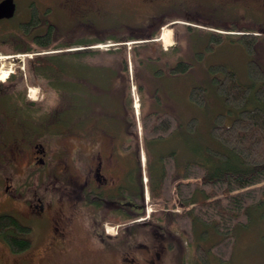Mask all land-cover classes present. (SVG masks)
I'll return each mask as SVG.
<instances>
[{
	"label": "trees",
	"instance_id": "trees-1",
	"mask_svg": "<svg viewBox=\"0 0 264 264\" xmlns=\"http://www.w3.org/2000/svg\"><path fill=\"white\" fill-rule=\"evenodd\" d=\"M93 12L73 14L72 20L60 24L50 19L52 9L46 10L42 19L34 10L29 21L18 23L16 30L0 36V50L3 52H35L26 61L27 78L31 84H36L37 79L42 80L41 85L48 94L46 101L52 104L50 107L59 110L54 116L66 118L69 125L75 124L80 109L87 111L96 104L104 111L111 108V99L120 100L119 105L125 100L136 138L129 62L132 82L142 96L149 86L148 72L155 70L178 75L191 69L194 62L187 56L195 37L197 41L206 35V50H213L228 41L239 45L247 55V80H240L230 64L212 62L207 65V85L197 84L189 91L190 99L198 104L207 101L209 86L221 99L224 110L212 117L209 134L223 146V150L206 146L207 150L197 152V159L185 160L181 165L174 150L162 154L151 151L148 147L150 139L169 137L183 127L173 110L157 106L159 88L151 92L153 106L143 101L139 117L151 198L160 200L163 208H174L178 202L188 207L180 214L166 212V209L156 211L152 213V219H159L165 228L178 229L194 247V254L203 249L201 244L193 245L191 240L196 224L211 225L219 235V239L209 246L212 254L220 264H239L231 259L235 240L233 226L247 224L249 210L253 208L260 209L264 217L263 24L252 20L239 26L236 25L238 21L232 20L217 24L212 18L201 21L186 15L190 18L187 24L181 28L172 25L176 45L164 50L160 41L155 40L160 27L172 20H186L185 15L162 12L161 20L157 14L144 23L102 27ZM195 22L222 31L202 30L193 24ZM121 27L125 30H118ZM106 40L115 44L108 49L93 47ZM127 42H131L129 48ZM74 45L80 47L71 49ZM79 100L84 104L75 105ZM64 101L65 111L60 108ZM137 159L138 184L142 193L139 156ZM143 213L142 207L140 214ZM140 214L132 215L131 219ZM19 229L21 226L10 215H0V234L8 240L13 251L27 247V241L16 238ZM192 260L195 262L194 258Z\"/></svg>",
	"mask_w": 264,
	"mask_h": 264
},
{
	"label": "flooded vegetation",
	"instance_id": "flooded-vegetation-1",
	"mask_svg": "<svg viewBox=\"0 0 264 264\" xmlns=\"http://www.w3.org/2000/svg\"><path fill=\"white\" fill-rule=\"evenodd\" d=\"M54 1L62 5L66 3V0ZM13 2L15 10L12 17L4 19L16 18L18 23L29 21L34 10L42 19L46 10L52 9L44 0H24L23 9L18 0ZM161 13L158 14L159 20ZM153 15L157 13L149 17ZM170 22H175L173 25L179 23L176 20ZM19 73L16 69L11 71L0 83V187L5 183L3 192L0 190V197H4L0 198V215L7 214L16 220L22 228L16 238L27 241V247L13 251L1 234L0 246L15 253L13 258L31 262L23 256L32 248L41 246L45 237L48 236L47 247L53 245L54 240H71L68 236L79 222L84 232L82 244L108 257L119 253L118 264H164L168 251L177 246L176 234L161 222L155 223L152 215L140 221L131 220L132 215L141 213L143 197L138 184V160L132 166L127 157L134 134L126 101L118 105L117 112L114 109L103 111L96 104L87 111L80 109L75 124L67 126L66 118L54 116L59 110L47 106L45 87L40 85V95L30 98L29 84L25 82L28 80L27 72ZM20 80L21 83L18 82ZM61 96L64 97L63 94ZM81 104H84L81 100L75 102V105ZM60 106L65 111L66 101ZM69 129L73 132L67 131ZM65 135L74 136V148L63 146ZM49 151L56 153L52 155L55 161ZM66 151H72V157L67 161V157L62 159ZM134 151H139L137 145ZM20 167L26 176L22 174L14 181ZM144 172L147 175V170ZM140 176L143 187L142 172ZM51 178L55 183L48 184L51 186L49 190L38 188L44 182L49 183ZM56 181L60 183L56 184ZM13 182L16 186L28 182L27 187H32L24 201L25 211L11 200L14 196L10 190ZM166 211L172 213L173 208ZM98 216L111 224L114 223L112 220L118 221L115 236H105L103 223H97ZM131 229L150 234L151 243L134 239ZM41 230L44 236L37 240V231Z\"/></svg>",
	"mask_w": 264,
	"mask_h": 264
},
{
	"label": "rangeland",
	"instance_id": "rangeland-1",
	"mask_svg": "<svg viewBox=\"0 0 264 264\" xmlns=\"http://www.w3.org/2000/svg\"><path fill=\"white\" fill-rule=\"evenodd\" d=\"M44 1L50 3V8L52 6V15H49L50 19L58 23H65L66 21L72 20L71 18L73 14H87L86 12L88 11H94L93 14L95 13V19L102 27L104 25L111 26L115 24H119L121 26H123L122 24H126L127 26H131L130 24L146 22V19L150 16V14L154 12L159 14L160 12H165L164 10H168L174 13L185 15L186 20L176 19V21L179 22L175 24L176 26H178V28H181L180 26L185 25L190 21V18H187L186 15L195 19H199L201 21L206 20L205 18H212L216 21L215 23L218 22L217 24L230 22L232 20L234 22L238 21L236 25L239 26L244 24V22L246 21L252 20L253 23H262L264 26V0H66V3H64L63 5L54 0ZM18 2L19 6L23 9L24 0H18ZM151 4L154 6H152ZM162 4L166 5L164 6ZM158 10L162 11L158 13L156 12ZM16 21V18H11L8 20L1 19L0 36L16 30L18 24V22ZM193 24L200 27V29L202 30L204 28L213 29L215 31L217 30L215 28H210L208 26L198 24L197 22ZM118 30L124 31L125 28L121 27ZM167 31L170 32L169 34L171 43L165 45L163 34ZM156 37H162L160 38V43L162 49L164 50L173 48L176 45V41L173 37V27L168 23L160 27L159 33L156 35ZM201 38L202 39L195 41L197 39L195 37L190 48V53L187 57L194 62V65L188 72L178 75L162 74L155 72V70L153 72H148L146 74V78L149 86L146 92L142 94V96L135 89V95L134 97H132V88L134 84L132 82V74L130 72L131 97L132 100L133 98L137 99L136 105L132 107L135 116L137 113V117H141L140 106L143 101L149 106L154 105L153 103L151 104V92L153 89L159 88L158 92L160 98L156 101L157 106L160 109L173 110L179 117V120L182 122L183 127L179 132H176L166 138L159 137L150 139L148 141L149 149L156 154H162L174 150L176 152L177 161L180 165L185 160L197 159V152L201 150H207L206 146L210 147L211 149L223 150V146H221L220 143L217 142L209 134L212 117L216 113L222 112L224 110V105L222 104L221 99L215 96L216 94L210 86L207 90L208 98L205 103H195L189 97V91L192 86L197 84L207 85L209 81L207 75V65L212 62H226L236 69L240 80H247V78L245 77L247 55L239 45L224 41L223 43L215 46L213 50H206L208 49L205 40L207 39V37L206 35H203ZM162 41L164 42V44ZM99 44L100 46L95 48L108 49L115 43L111 40H106ZM79 47L80 46L74 45L71 47V49ZM12 54L17 53L3 52L2 50H0V65L1 63H5V65H3V67L1 68L3 71H0V83H3L1 79H4V77L1 78V76L3 75L5 69H8L10 66L12 67V70L16 69V71H19L20 73L25 71L27 72L26 61L29 57H20V59L17 60V57H14L13 59L11 58ZM7 55L11 56L6 57ZM18 66L24 68L20 69ZM27 79L28 80H26L25 82L29 84L28 86H30L31 89H33L30 91L31 95H33L32 97L37 98L40 95L38 88L41 85L42 80L36 78L37 83L31 84L30 79ZM35 87L36 89L34 90ZM47 95L48 94L46 92L44 99L45 101ZM112 100H114L112 101L114 102V104H112V102L110 101V109H114V111L117 112L119 108L118 100ZM48 103L49 102H47V104ZM51 105L52 104L49 103L47 106L50 107ZM135 107H137V112L136 110L134 111ZM112 124H114V122H111V125ZM66 125L69 126V124ZM73 125L74 124H70V126ZM67 131L73 132L72 129H69ZM136 131V138L134 136L132 137L134 138V141L131 144V151H129L127 157L129 162L133 166L134 162L137 159L136 156H140L141 170H143V173H145L144 170H147V154L145 151H142L143 149L141 150V148H144V144L142 141L143 134L141 132L142 130ZM136 145L139 147V151H134L136 149ZM63 146L74 148V136L65 135V137L63 138ZM49 153L51 154L52 160L55 161L52 155L56 153H52L51 151H49ZM71 157L72 151H66V153H64V155L62 156V159L66 158L67 161L70 160ZM23 173H25L23 172V167H20L17 175L15 174L13 180L15 181V179H17ZM25 176L26 175L23 174V177ZM36 178L37 175L35 179ZM142 180L143 185H147V197H149V200L143 203L146 212L138 215L136 218H132L131 220L140 218L146 219L150 215H152L153 211L155 213L156 211H165V209L167 208L172 209L171 207L163 208V204L160 202V200L151 198L150 191L148 189L147 175H145ZM50 182H44L38 185V188L44 190L47 188V190H49L51 186H48V184L54 185L55 179L51 178ZM59 183L60 182L56 184ZM23 184L24 182L20 184V186H16V183L13 182V187H10V190L11 194L14 195L11 200H14V203L18 208L25 211L24 201L25 199H27L28 190L32 189V187H27L28 182L24 185ZM1 187L0 190L3 192L5 183ZM173 192H175L174 188ZM0 198L3 199L4 197ZM21 202H23L24 204ZM187 208L181 206V204H179L178 202L173 208V212H177L178 214H180L183 210H187ZM249 211L250 218L247 224L244 223L245 225L240 224L239 226H233L235 240L231 259L233 262L239 264H264V217L261 216L260 209L258 210L257 208H253ZM152 220L155 223H159L160 221L159 219ZM97 223H103L102 226L105 227V236L116 235L115 232L117 229L118 221H114V223L111 224L107 221L102 220L101 217L98 216ZM131 230L133 233L132 237L134 236V239L137 238L139 239V242L147 244L151 243L152 240L150 239V234H146L144 233L145 231L136 229ZM172 230L176 234L177 246H174L175 248L173 251H168L164 264H181V261H183L184 264H194L195 262L197 264H220L219 260L215 257L214 254H212V251L209 247L219 239V235L211 225L196 224L194 236L192 235L191 240L193 245L201 244V248L203 249L195 252V254L194 247L190 245V241L184 238L179 233L178 229L174 228ZM136 232L138 233L136 234ZM43 236L44 231H37V240L42 239ZM47 237L44 238V243L41 246L32 248L29 254L23 256L27 257L28 260L31 259V262H22V260H20V257L13 258V255L15 253L12 254V252H9L8 250H5L0 246V264H9V262L13 264H63L65 262H73V264H118L120 262L121 256L119 253L108 257L100 255V253L94 248H91L89 246L85 247V245L82 244L83 242H81V239H84V232L83 229L80 228L79 222H77L76 229L72 228L68 236V238H71V240L62 242L54 240V244L47 247ZM153 239L154 241H156L154 237ZM175 257L176 259L174 260ZM193 258L195 262L192 260ZM203 259L205 263L203 262Z\"/></svg>",
	"mask_w": 264,
	"mask_h": 264
},
{
	"label": "water",
	"instance_id": "water-1",
	"mask_svg": "<svg viewBox=\"0 0 264 264\" xmlns=\"http://www.w3.org/2000/svg\"><path fill=\"white\" fill-rule=\"evenodd\" d=\"M15 4L13 0H1L0 1V19L9 18L13 15Z\"/></svg>",
	"mask_w": 264,
	"mask_h": 264
},
{
	"label": "bare ground",
	"instance_id": "bare-ground-1",
	"mask_svg": "<svg viewBox=\"0 0 264 264\" xmlns=\"http://www.w3.org/2000/svg\"><path fill=\"white\" fill-rule=\"evenodd\" d=\"M170 32H165L164 34H163V38H164V42H165V44H170L171 43V39H170V34H169ZM160 38H162V37H160ZM98 46H100V45H98ZM6 71H4V73H3V75L1 76V78H5L6 77ZM137 100V99H136ZM136 105V102H135V104H134V106ZM136 109H137V107H136ZM136 112H137V110H136ZM146 180V179H145ZM210 264V263H209Z\"/></svg>",
	"mask_w": 264,
	"mask_h": 264
}]
</instances>
